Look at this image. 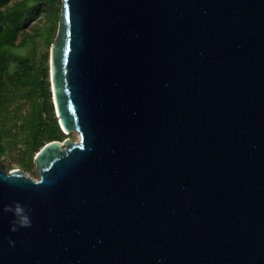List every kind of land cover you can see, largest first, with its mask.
Instances as JSON below:
<instances>
[{
  "label": "water",
  "instance_id": "obj_1",
  "mask_svg": "<svg viewBox=\"0 0 264 264\" xmlns=\"http://www.w3.org/2000/svg\"><path fill=\"white\" fill-rule=\"evenodd\" d=\"M49 85L0 264H264V0H61Z\"/></svg>",
  "mask_w": 264,
  "mask_h": 264
},
{
  "label": "trees",
  "instance_id": "obj_2",
  "mask_svg": "<svg viewBox=\"0 0 264 264\" xmlns=\"http://www.w3.org/2000/svg\"><path fill=\"white\" fill-rule=\"evenodd\" d=\"M60 4L61 0H18L12 3L0 0V157L12 143H17L21 134L18 140L29 151L28 162L23 163L25 167L32 165V152H38L50 141H63L66 135L58 124L51 102L47 54L43 52L37 58L36 44L30 55L16 54L13 50L20 44L26 45L29 40L34 41L39 31L46 46H50L56 35ZM43 14H49V26L38 28L33 34L27 33L25 29L32 22L41 20ZM20 35L25 38L16 44ZM22 103L28 104L30 111L18 116L15 112ZM14 129H19L20 133L13 132Z\"/></svg>",
  "mask_w": 264,
  "mask_h": 264
},
{
  "label": "rangeland",
  "instance_id": "obj_3",
  "mask_svg": "<svg viewBox=\"0 0 264 264\" xmlns=\"http://www.w3.org/2000/svg\"><path fill=\"white\" fill-rule=\"evenodd\" d=\"M15 1H18V0H10V3L15 2ZM58 7L60 9L61 4L58 5ZM48 15L49 14H47V15L43 14L40 17L41 20H36L35 22H32L25 29V31L27 33H29V34H33L34 31H36V29H38V28L43 29L45 27V25H48L49 26V19L47 18ZM58 19H56L57 21H56V25H55L56 33H57V28H58ZM23 38H25V37L23 35H20L18 37V40H17L16 44L21 43V41H22ZM54 39H55V37H54ZM34 44H36L35 54H36L37 58H39V55L41 53H43V52L47 54V68H48L47 71H48V80H49V61H50V48H51V45L48 46V47L46 46V44L42 40V37L40 36V31L37 32V36L35 37V40L34 41H31L30 42V40H29L26 45L20 44L17 48H15L13 50V52H15L16 54H20V55H30L32 53V48H33V45ZM36 99H38V98H36ZM29 111H30V106L28 104H23L22 103L17 108V111L15 113H17L16 115L19 116L21 114H27ZM12 120L10 121V124H11ZM16 131L19 132L20 130L19 129L18 130L17 129H14L13 130V132H16ZM64 134L66 135L65 139L66 138H69L72 141H77L79 139L78 133H75V132L65 133L64 132ZM10 138L8 140L9 141L8 142L9 144L12 143V141H11ZM20 138H21V134L18 135V139H20ZM18 139H17V143L16 144H13L12 143L11 147L7 148V150L5 151V154H3L0 157V165L3 167V169L5 171L21 170L26 175H28L29 177H31L33 179H38L39 178V174H38V172L36 170V166L33 163V159L36 156L37 152L36 151L35 152H32V165L30 167H25L23 165V163L26 164L28 162V159H29V151L26 149V146L24 145V143L21 142V141H19Z\"/></svg>",
  "mask_w": 264,
  "mask_h": 264
},
{
  "label": "clouds",
  "instance_id": "obj_4",
  "mask_svg": "<svg viewBox=\"0 0 264 264\" xmlns=\"http://www.w3.org/2000/svg\"><path fill=\"white\" fill-rule=\"evenodd\" d=\"M31 210L26 206L22 205L20 202H13L9 205H5L0 209L2 214H11L13 219L10 221V232H16L22 228L31 227ZM9 246H13V242L9 241Z\"/></svg>",
  "mask_w": 264,
  "mask_h": 264
},
{
  "label": "bare ground",
  "instance_id": "obj_5",
  "mask_svg": "<svg viewBox=\"0 0 264 264\" xmlns=\"http://www.w3.org/2000/svg\"><path fill=\"white\" fill-rule=\"evenodd\" d=\"M79 136V135H78Z\"/></svg>",
  "mask_w": 264,
  "mask_h": 264
}]
</instances>
